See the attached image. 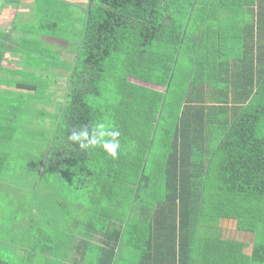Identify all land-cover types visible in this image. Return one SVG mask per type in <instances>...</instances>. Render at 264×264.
<instances>
[{"label": "trees", "instance_id": "16d2710c", "mask_svg": "<svg viewBox=\"0 0 264 264\" xmlns=\"http://www.w3.org/2000/svg\"><path fill=\"white\" fill-rule=\"evenodd\" d=\"M21 1L0 0V187L41 206L0 207V264H264V0ZM100 123L115 159L68 139Z\"/></svg>", "mask_w": 264, "mask_h": 264}, {"label": "rangeland", "instance_id": "374dc122", "mask_svg": "<svg viewBox=\"0 0 264 264\" xmlns=\"http://www.w3.org/2000/svg\"><path fill=\"white\" fill-rule=\"evenodd\" d=\"M65 1H69L75 4H78L80 6H82L85 2V0H65ZM23 2L25 4H23V10L22 13H30L32 12V5H31V0H23ZM15 8H10L8 9L7 13L4 14V19L1 18L0 19V27H2L4 30L9 28V26L11 25V21L13 18V15L15 13L16 10H14ZM78 9V7H77ZM76 9V10H77ZM25 18L28 19L27 14H25ZM14 34V32L12 33ZM44 40L48 41V42H55L58 45V48L60 50V48L64 47V46H69L70 42L67 40H62V39H53L50 37H43ZM63 51V50H62ZM62 55L67 59H71V52L67 53H62ZM32 62H29V67L31 66ZM35 64V63H34ZM15 61H11L10 66L16 67L18 69H22V70H27L28 68L24 67L21 64H17L16 66ZM52 71L51 73H49L50 76L49 77V85L46 87V95L44 97V101L47 102H37L35 105L36 107L39 108H43L45 109L48 113H53L55 112V107L58 105V103L62 100L63 98V91H64V86L67 82V71L64 69H54L51 68ZM31 70V69H30ZM15 78H19L18 75L15 76ZM50 97L51 100H47L46 98ZM49 117L45 116V121L46 123H48ZM257 134L261 137H264V118L260 120L258 127H257ZM22 135H26L23 133H18L17 136H22ZM31 136V135H30ZM37 138V137H36ZM26 142L30 143V139L26 138ZM31 141H34L33 137L31 136ZM33 143V142H32ZM39 154H41L40 150L37 151ZM30 155V154H29ZM37 160V161H36ZM36 161V162H34ZM31 162H33V164L38 165L39 164V160L36 157L34 160H31ZM39 166V165H38ZM29 167H35V166H29ZM27 175V174H26ZM18 184V182H10L8 184H2V187H0V207L4 206V209H7L9 211L10 216L14 215L15 213H17V205L20 204L22 207L20 209L21 213H24V211H26L25 213H30L31 214V209L34 210V213H36L41 204L39 201L35 200L37 198L36 193H34V191H32V189H30L29 187H27V185L25 183L21 184V186L16 185ZM210 187L214 188L216 186V182L213 181L210 184ZM212 188L210 189V192L212 191ZM47 189L46 186H44V188L42 190ZM159 190V189H158ZM13 192L15 194V196L13 195V197L11 198L9 196V193ZM44 192V191H43ZM215 191H212L211 194L209 195V197L211 198V200H215L214 197V193ZM8 193V195H7ZM11 199V200H9ZM155 200L158 199H151V200H147L145 203H142L141 206V210L143 211V215H145V218L142 220H131V221H136V226H132L130 228V231L132 232L134 230V228L139 227V224H141L140 222L145 220V221H149L151 216H152V210H153V206L152 204L155 202ZM155 205V204H154ZM243 207V206H242ZM78 208V207H77ZM18 214V213H17ZM141 214V212H140ZM101 216V215H100ZM102 217V216H101ZM103 220V219H102ZM1 224H4L3 221H0ZM3 226V225H2ZM231 227V226H230ZM18 234V233H17Z\"/></svg>", "mask_w": 264, "mask_h": 264}, {"label": "clouds", "instance_id": "9594fccd", "mask_svg": "<svg viewBox=\"0 0 264 264\" xmlns=\"http://www.w3.org/2000/svg\"><path fill=\"white\" fill-rule=\"evenodd\" d=\"M119 136L118 130H109L105 124L100 123L91 129L88 125L72 129L68 139L83 150L100 146L115 159L117 158V149L120 147Z\"/></svg>", "mask_w": 264, "mask_h": 264}, {"label": "crops", "instance_id": "0c3cea01", "mask_svg": "<svg viewBox=\"0 0 264 264\" xmlns=\"http://www.w3.org/2000/svg\"><path fill=\"white\" fill-rule=\"evenodd\" d=\"M23 4H25L24 2H23V0L21 1V3H20V5H21V8H20V10H23L24 8H23ZM8 9H10V8H8ZM8 9H7V11H8ZM7 11L5 12V11H3L1 14H0V19L1 18H5L4 17V14H6L7 13ZM103 221L102 220V217L100 216L99 217V221ZM86 224V225H85ZM90 226V223H88V222H86L85 221V223H84V226L82 227V229H80V232H82L83 234H86L87 236H88V231H89V229H88V227ZM87 229V230H86ZM93 233V232H92ZM94 235V234H93ZM93 242H94V240H95V237L93 238V239H91ZM128 248L129 247H127V248H124L126 251H128Z\"/></svg>", "mask_w": 264, "mask_h": 264}]
</instances>
